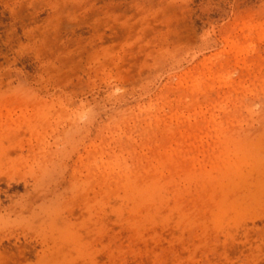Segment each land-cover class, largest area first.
<instances>
[{
	"label": "rangeland",
	"instance_id": "374dc122",
	"mask_svg": "<svg viewBox=\"0 0 264 264\" xmlns=\"http://www.w3.org/2000/svg\"><path fill=\"white\" fill-rule=\"evenodd\" d=\"M0 264H264V0H0Z\"/></svg>",
	"mask_w": 264,
	"mask_h": 264
}]
</instances>
